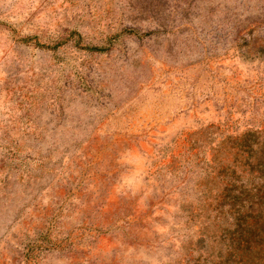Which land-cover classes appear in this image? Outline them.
Segmentation results:
<instances>
[{
    "label": "rangeland",
    "instance_id": "obj_1",
    "mask_svg": "<svg viewBox=\"0 0 264 264\" xmlns=\"http://www.w3.org/2000/svg\"><path fill=\"white\" fill-rule=\"evenodd\" d=\"M262 128L264 0H0V264H194Z\"/></svg>",
    "mask_w": 264,
    "mask_h": 264
},
{
    "label": "trees",
    "instance_id": "obj_2",
    "mask_svg": "<svg viewBox=\"0 0 264 264\" xmlns=\"http://www.w3.org/2000/svg\"><path fill=\"white\" fill-rule=\"evenodd\" d=\"M124 31L147 34L132 27ZM221 150L216 148L207 160L205 185L212 180L217 186L206 203H197L206 215L194 264H264V128L233 136L224 156Z\"/></svg>",
    "mask_w": 264,
    "mask_h": 264
}]
</instances>
